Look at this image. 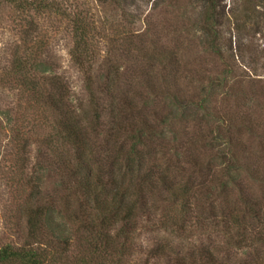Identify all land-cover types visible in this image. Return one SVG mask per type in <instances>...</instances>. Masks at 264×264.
Returning <instances> with one entry per match:
<instances>
[{
    "label": "rangeland",
    "instance_id": "374dc122",
    "mask_svg": "<svg viewBox=\"0 0 264 264\" xmlns=\"http://www.w3.org/2000/svg\"><path fill=\"white\" fill-rule=\"evenodd\" d=\"M51 1L68 14L75 11L76 1L84 5L89 22L94 24L90 25L88 39L92 66L85 73L73 63V39L67 15H60L61 9L44 14L16 11L10 0H0V76H6L17 55L37 54L50 61L53 73L62 78L69 93L68 108L64 106L62 112L68 116L73 112L75 129L80 130L77 137L97 154L98 160L110 161L127 146L120 129H116V118L111 117L109 99L103 97L106 78L101 77L108 70L118 72V76L111 75L115 80L111 86L126 91L124 100L118 99L117 110L129 105L148 121L156 113L158 118L163 117L169 111L167 88L175 89L178 99L194 102L190 112L196 115V121L189 120L185 134L178 126V134L173 133V147L163 144L166 151L161 140H155L154 157L163 168L168 162L169 179L192 186L191 210L182 215L181 207H174L180 212L174 211L169 203L160 201L156 192L149 195L130 236L125 263H200L202 249L213 253L221 264H264V0H210L211 4L205 0ZM210 9L220 23L215 28L221 33L223 57L232 65L231 73H226L219 59L204 47L209 36L200 28L206 18H211ZM151 56V62L156 61L144 78L142 61ZM162 59L170 60H166L164 70ZM160 77L166 78L167 88ZM215 78L224 84L211 89L210 79ZM128 97L133 102L125 104ZM199 100H205L212 118L201 119L196 109ZM94 107L101 123L91 111ZM60 115L41 104H32L17 84L0 86V249L25 243L27 216L40 206L53 207L56 218L52 227H58V223L68 230L71 239L79 226H101L103 216L108 219V225L102 227L104 233L113 235L121 226V213L112 218L102 208L90 207L88 199L76 190L75 181L64 175L57 155L66 156L73 168L80 150L70 135L58 137ZM217 122L221 138L216 141L215 136L212 145L205 140L211 130L215 132ZM226 138L231 139V153L225 147ZM175 152L182 158L177 159ZM187 153L196 158L188 160L183 156ZM232 153L242 159L246 169L239 170L236 184L230 183L220 198H211L212 210L203 198L208 191L219 190L223 168H232ZM243 190L248 201L240 198ZM164 215L175 216L184 226L180 237L154 228ZM224 220L232 227L229 235L227 226L214 230V223L222 224ZM235 223L240 224L239 230ZM237 231L249 239L246 244L241 242V247L235 246V241L227 242L235 238ZM76 246V241H69L68 263L77 257ZM158 246H166L168 256L151 258L149 250Z\"/></svg>",
    "mask_w": 264,
    "mask_h": 264
},
{
    "label": "trees",
    "instance_id": "16d2710c",
    "mask_svg": "<svg viewBox=\"0 0 264 264\" xmlns=\"http://www.w3.org/2000/svg\"><path fill=\"white\" fill-rule=\"evenodd\" d=\"M10 1L12 4H15L16 11H34L37 14H44L62 8L60 6L57 8L51 0ZM205 2L211 4L210 0H205ZM74 6L75 11H71V14L66 12L65 14L61 9L60 15H67L70 26V36L73 39L71 59L76 67L86 73L88 68L92 66V63H94V59H92L93 57L90 55L91 52L88 48V39L92 33L90 25L94 24L91 20L89 22L88 13L83 10L85 9L84 5L76 1ZM209 11L211 18H206L205 22L201 23L202 27L200 28L201 31L204 32V35L209 36L207 37V44L204 45L205 50L219 59L220 66L226 73H231L233 72L232 65L224 61V50L220 42L221 33L217 32V28H215V26H219L220 23L215 16L214 10L210 9ZM29 25H33V23L29 22ZM142 49L143 48H140L138 52H141ZM151 58L154 57L151 56L142 61L143 68L141 72L143 76H145L144 78L148 77L156 61V59H153L151 62ZM173 58L172 60H176ZM166 60H160L163 70L166 67ZM88 63L89 65L86 67ZM10 64L11 66L6 72V76H0V86L13 83L17 84L20 88L24 89L25 96L32 104L33 102L35 104H41L53 111L61 113L58 121V137H64L66 134V136L70 135L76 140L75 144L80 150V153L76 154L73 168L70 166L71 163L67 160L66 156L57 155L60 157L57 160H59L60 165L65 171L64 175L67 174L69 178L75 181L76 190L81 192L88 199L87 205L90 207L94 206L97 209L102 208L101 210L107 212V214L110 213L108 216H112V218H116L117 212L121 213L119 217L121 218V226L113 235L104 233L102 227L108 225V219L103 216L100 224L101 226L98 227L97 225L90 224L79 226L75 229V236L71 239L68 230L59 227L58 223V227H52L56 218L53 207L40 206L27 216V236L25 243L17 247L8 245L2 247L0 249V264H102L105 262L111 264H127L125 263V258L128 257V242L135 229V222L139 214L145 210L146 200L149 195H153V193L156 192L155 194L159 195L160 201L169 203V206L173 207L174 211H179L174 207H181V212H179L182 215L184 213L187 214V212L191 210L189 191L192 190V186L189 185V182L179 184L169 179V176L166 175V165L168 162L165 161V168H163L161 166L162 163L159 164L157 160H154L157 154L155 140L157 141V139H160L162 145L166 143L171 145L172 148V142L176 140V136L173 133L178 134L180 131L177 127L181 126V133L185 134L184 129L189 125V120L196 121L197 119L195 117L196 115L190 112V108L193 107L192 105L194 102L178 99L175 95L176 90L167 88L169 83L166 81V78L160 77V83H163L164 86L166 84L167 94L165 95V99L166 97L170 99L168 105L169 111H167L165 116L160 118L156 116L157 113L154 114L149 118V123L146 116L142 117L143 113L134 110L135 107L125 105L121 110L116 109L118 99L124 100L126 96L125 88L121 90L119 86H111L115 81L111 75L118 76V72L116 73L115 71L112 72L108 70L107 72L109 73H106L105 77H101V79L106 78V88L102 90L104 94L103 97L109 99L111 117L113 119L116 118V129H120L121 132L119 135L125 140L123 142L127 144L126 148L123 147L122 151L119 150L117 152V156H113L110 161L105 158L103 163V160H98L95 152H91L90 149H88L86 142L77 137V132H80V130L78 131L75 129L76 125H74V122L76 120L73 118V112L70 116H68L69 113L66 114V112H62L63 109L65 111L64 106L66 109L68 108V106H66V100L69 99V93L62 78L53 73V64L48 60H43L41 56H37V54H35V56L26 57H24V55L21 57L17 55ZM33 72L36 74L32 75ZM147 83L151 84L152 82ZM222 84L224 83L219 81L218 78H215L210 79L209 85L210 87H217L220 85L222 86ZM211 89H213V87ZM211 89L209 91H211ZM151 90L155 92L154 85L151 86ZM199 101L198 105H196V109L201 119H206V117L209 119L212 118V113L208 112L205 100ZM127 102H133V100L130 101L128 97L125 104H127ZM92 104L95 105L93 102ZM95 108L96 107L91 111L97 119L96 121H99L100 114ZM136 117L139 118L138 121ZM150 119L155 120L157 125ZM99 123H101V121H99ZM213 131L214 129L208 133V139L205 140V142L212 145L214 144L213 140L215 136L216 141L221 138L218 122L215 124L216 133H213ZM165 139L167 140L166 142ZM262 139L264 141V138ZM188 140L190 142L189 146H191L193 141L191 138ZM225 143L226 149L230 152L231 149L229 146L232 145L231 139L226 138ZM163 147L164 151H166V147L164 145ZM164 154L165 153L162 155ZM174 155L177 159L182 158L177 152H175ZM183 156L188 157V160L189 157L191 159L196 158L188 153ZM231 159L233 162L232 168H223L224 179L219 190L216 193L208 191L207 195L203 198V202L208 203L212 210L213 203L211 198H220L221 192L225 191L230 183L233 185L236 184L239 178V170L243 169L244 172V169H246L243 164L244 162L236 153L231 154ZM150 162H152V164H150ZM195 162L199 163L197 160ZM239 162L241 165H239ZM220 178H222V175ZM225 178L228 181L225 180ZM240 193V198L243 201H248L247 192L243 190L240 191ZM157 210L156 208L155 211ZM229 215L232 216L231 213ZM231 216L229 217L230 219ZM167 217L170 219L166 218L164 215L159 220L157 227L155 225L154 228H160L164 233L176 234L180 237L184 232V226L179 225L178 221H176L178 218H175V216L168 215ZM200 224L203 226L202 223ZM234 225H236L238 229L240 224L235 223ZM219 226L221 228L227 226V234L232 228L225 220L222 224L214 223V230L216 232L219 230ZM46 229L48 231H46ZM242 233L237 231L235 238H229L227 242L235 241V246L241 247V242L246 244V242L249 241ZM70 240L77 242L76 249L78 254L77 257H74L73 262L68 263L67 261L71 255L67 253V245H69ZM166 249H168L166 246L155 247L149 250L150 257H162L165 254L168 256L169 253L166 252ZM200 255L203 259H200V263H195L192 260L190 264L222 263L217 261L211 252L201 249Z\"/></svg>",
    "mask_w": 264,
    "mask_h": 264
}]
</instances>
